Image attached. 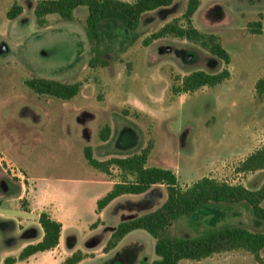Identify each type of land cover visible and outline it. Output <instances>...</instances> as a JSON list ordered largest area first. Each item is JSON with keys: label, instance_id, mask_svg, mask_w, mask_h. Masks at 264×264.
Segmentation results:
<instances>
[{"label": "rangeland", "instance_id": "374dc122", "mask_svg": "<svg viewBox=\"0 0 264 264\" xmlns=\"http://www.w3.org/2000/svg\"><path fill=\"white\" fill-rule=\"evenodd\" d=\"M16 1L24 10L9 19L7 12ZM36 1L0 0V264L8 256H18L26 244L38 242L42 229L36 213L43 207L65 221L62 243L53 252H38L15 264H65L77 251L85 255L77 264H152L156 259L155 238L142 229L107 246L121 222L166 200V186L165 191L157 187L143 196L124 197L123 209L112 205L101 214L97 201L111 186L94 180L98 170L88 163L86 146L92 147L94 157L106 160L140 153L151 145L149 166L179 164L183 180L197 175L199 168L202 177L261 188L263 172H239L238 159L215 160L214 147L195 134L217 99L224 98L226 112L233 116L253 100L254 79L264 73L260 17L264 0H201L195 25L204 33L219 35L233 58L228 67L233 77L214 87L204 86L176 104L173 86L180 85L184 76L195 70L217 73L225 67L201 45L183 38L169 35L145 44L166 23L182 16L188 0L146 12L135 40L122 26L103 22L98 55L92 53L86 33V6L76 8L74 21L50 14L48 24L40 27L34 15ZM259 20L263 31L254 34V22ZM94 56L108 64L90 66ZM33 77L79 82L81 91L67 101L39 95L26 84ZM245 118L241 114L238 121ZM201 122L209 130L214 119ZM107 126L110 137L103 140L100 132ZM219 129L216 123L215 135ZM229 133L233 136L232 130ZM187 152L195 153L194 161L185 158ZM105 178L120 181L121 171L113 166ZM66 192L69 199L75 196L74 207L68 204ZM211 205L173 221L167 235L193 238L224 225L264 231V222L255 218L247 203ZM181 264L259 263L250 253L237 250L200 261L184 259Z\"/></svg>", "mask_w": 264, "mask_h": 264}, {"label": "trees", "instance_id": "16d2710c", "mask_svg": "<svg viewBox=\"0 0 264 264\" xmlns=\"http://www.w3.org/2000/svg\"><path fill=\"white\" fill-rule=\"evenodd\" d=\"M174 2L175 0H134L132 2L125 0H37L34 15L37 24L44 27L48 24V15L57 14L62 20L74 21L76 8L86 6L88 8L86 33L91 43L92 53L98 55L101 51L103 22L111 21L122 26L131 33L135 40L139 37L137 31L146 12L171 6ZM200 3V0H188L186 10L181 17H176L166 23L144 41L146 45H149L152 39L172 35L201 45L211 55L224 62V69L217 73L195 70L184 76L180 85L173 86L174 94L193 93L204 86L214 87L231 76L228 67L232 56L223 46L219 35L204 33L192 24V17L200 7ZM23 10V6L16 1L8 10L7 17L16 19ZM260 17L263 18V14ZM254 25L253 33L261 34L262 21H256ZM107 64L108 61H101L99 56H94L90 60L92 67ZM26 84L39 95L53 96L66 101L71 100L81 91L79 82H63L44 77H33L26 80ZM255 94L259 100L264 98V76L256 81ZM110 133L111 128L107 126L101 130L100 136L103 140H107ZM151 149L150 145L140 153L99 160L94 157L91 146L84 148L88 163L98 171L110 174L113 166L121 171L122 179L97 201L98 212L121 195L143 194L155 184H163L167 188V198L159 207L121 222L114 231L112 241L107 248L114 246L130 232L142 229L155 238L157 257L152 264H180L183 259L200 261L217 254L237 250L250 253L256 262L264 264V257L261 253L264 249V231L251 230L241 225H224L193 238L167 235L173 221L184 215L197 213L199 209L209 207L211 203H247L255 218L264 222V207L261 205L264 200V184L261 188L253 190L243 184L220 181L213 177H202L184 188L180 185L173 169L147 165ZM258 170H264V146L248 155L238 167V171L244 173ZM39 223L43 230L41 240L27 244L18 256L6 257L4 264H15L18 261L28 260L36 253L53 250L60 244L62 222L55 219L49 212L43 211L40 213ZM84 256L82 251H77L66 259L65 264H77Z\"/></svg>", "mask_w": 264, "mask_h": 264}, {"label": "crops", "instance_id": "0c3cea01", "mask_svg": "<svg viewBox=\"0 0 264 264\" xmlns=\"http://www.w3.org/2000/svg\"><path fill=\"white\" fill-rule=\"evenodd\" d=\"M224 1H228V0H224ZM202 5H203V2L201 1L199 9L196 11V13L192 17V24L195 27H196L195 17L197 15V13L201 10ZM263 23H264V15H263ZM231 62H233V58H232ZM262 76H264V73L260 74V75L257 74L255 79H254L255 83ZM232 77H233V72H231V78ZM231 78L227 79L225 81H229V80H231ZM195 92H197V91H195ZM193 93L177 94L175 96V102L174 103L175 104L176 103H183L185 101L186 97L188 95L193 94ZM248 102L253 104L252 108L250 110L247 109V106L249 105V103H244L242 108L239 111H237L238 115L233 116L232 114H229L228 112H226V110L228 109L226 106V101L224 100L223 97H221V98L216 100L215 107L212 111V114L208 117V118L214 119L213 126L209 130L203 129L201 121L202 120L205 121L208 118L207 119H201V121H199L197 132H196L195 136H197L199 138L200 135H203V137L205 138L204 141L205 142L208 141V144L212 145V147H214L215 153L212 156V158H214L215 160H217V159L218 160H222V159L224 160L227 158V159H231V160L232 159H235V160L238 159L239 161H242L248 155H250L252 152H254L255 150L264 146V126H263L264 125V98L262 100H259L255 94L253 100H248ZM229 112L232 113L230 110H229ZM241 114L245 115V117H246L244 121H238V116H240ZM217 116H218V120H217ZM216 123H217V125H219L220 129H219V131L218 130L216 131L217 134L215 135L213 128L216 125ZM230 130L233 131V136L230 135V133H229ZM185 154H188L185 157L188 161L192 162L195 160V153L194 152H187ZM150 157H151V154L149 155V158H148V163H147L148 166L150 165ZM166 168H171L176 172V174L178 176L179 183H181V184L185 183V184L191 185L192 183L201 179L202 176H204V175H201L200 169L198 168L197 175H194V177H191L189 179L183 180L182 175H181L182 169H181V166L179 164H177L176 166L168 165ZM260 172L264 173V170H258L255 173H260ZM96 173H97L98 177H96L94 180L108 181L109 185L111 186V189L113 188L114 184L116 182H118V181H110V180L106 179L104 172L97 171ZM211 177H215V176H211ZM92 178H94V177H92ZM77 180H81V179H77ZM88 180H91V179L89 178V179H84L81 181H88ZM157 187H161L160 189L165 191V185L155 184V185H152L150 187V189L143 194H138V195H136V194H124V195H121V196L117 197L116 199H114L106 208H104L102 210L101 214L105 213V211H107L112 205L117 206L118 209H123L124 203L122 204V199H124V197L143 196V195H146L151 190H153ZM68 195H69V193H67V195H66V199L69 202L68 204L72 205L74 207V205L72 203L77 201V200H75L76 198L73 195H71L70 199H69ZM261 205H262V203H261ZM209 207L212 208V207H214V205H210ZM43 210H46V208L43 207V209L39 210L36 213L38 222H39L40 213L43 212ZM25 213H27V212H25ZM49 213L53 217H55L53 213H51V212H49ZM55 219L62 222V224H63L62 233H63L66 230L65 221H63L62 218H58V217H55ZM41 229H42V227H41ZM40 231H41V234H40V237L37 239L38 241H40L42 236H43V230H40ZM62 240H63V234L61 235L60 244L56 247V249L61 245ZM54 250L55 249H53L51 251L53 252ZM263 251H264V249L261 252L262 254H263ZM110 252L111 251L105 253V255L109 254ZM181 262H182V260L180 261V264H181Z\"/></svg>", "mask_w": 264, "mask_h": 264}]
</instances>
